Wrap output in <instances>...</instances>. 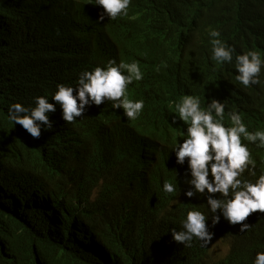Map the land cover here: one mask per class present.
<instances>
[{
  "label": "trees",
  "instance_id": "trees-1",
  "mask_svg": "<svg viewBox=\"0 0 264 264\" xmlns=\"http://www.w3.org/2000/svg\"><path fill=\"white\" fill-rule=\"evenodd\" d=\"M259 11L264 0H131L126 15L100 22L102 7L88 0H0V264H252L264 251L262 216L252 213L245 233L223 218L212 227L203 194L184 196V171L145 162L148 146L168 139L162 129L170 112L155 124L139 118L125 125L123 116L92 107L68 123L57 105L53 127L33 138L8 108L35 106L37 96L55 103L57 84L75 87L82 71L101 63L93 50L113 46L140 60L155 48L138 41H152L172 59L157 66L159 102L194 92L207 76L203 68H211L227 110L264 125V75L256 89L233 84L232 65L210 59L208 35L217 30L225 44L264 60V48L237 27ZM165 181L176 184L174 194L163 191ZM193 208L209 217L214 236L206 247L172 238ZM222 240L225 254L217 249Z\"/></svg>",
  "mask_w": 264,
  "mask_h": 264
},
{
  "label": "clouds",
  "instance_id": "clouds-1",
  "mask_svg": "<svg viewBox=\"0 0 264 264\" xmlns=\"http://www.w3.org/2000/svg\"><path fill=\"white\" fill-rule=\"evenodd\" d=\"M95 8L102 7L99 16L111 20L126 15L131 0H88ZM63 11V10H62ZM66 16L71 12L63 11ZM249 40L264 48V14L260 11L244 18L237 26ZM211 44L210 59L217 65H232L233 84L243 90L256 89L262 83L264 60L255 50L240 52L224 43L220 32L208 33ZM151 43L154 52L148 58L134 60L116 47L96 49L103 59L99 65L82 71L75 87L57 84L49 102L46 96L34 97V105L26 107L11 104L8 118L22 126L33 138L53 127L50 114L61 110L63 121L72 123L83 116L86 109L98 108L110 116H123L125 125L139 118L155 121L165 112L172 120L164 127L168 139L152 143L144 152L145 162L155 160L164 168L185 172L188 199L203 194L211 212V226L221 218L230 225H239L245 233L251 225L245 221L252 213L264 218V125L240 109L227 110V102L215 84L214 70L203 68L207 76L200 78L197 89L182 97L178 95L164 105L157 99V66L163 58L171 59L166 48L153 42L138 41L139 46ZM235 55V60H233ZM162 189L174 194L176 184L165 181ZM209 217L193 208L181 221L182 228L171 231L175 242L191 247L194 238L202 247L208 246L214 233L210 231ZM264 227V223L262 224ZM227 245L229 243L222 240ZM252 264H264V251L257 252Z\"/></svg>",
  "mask_w": 264,
  "mask_h": 264
},
{
  "label": "bare ground",
  "instance_id": "bare-ground-1",
  "mask_svg": "<svg viewBox=\"0 0 264 264\" xmlns=\"http://www.w3.org/2000/svg\"><path fill=\"white\" fill-rule=\"evenodd\" d=\"M46 1V0H45ZM50 1V0H49ZM60 4V3H59ZM74 9V8H73ZM64 10V9H63ZM62 11V10H61ZM135 12H137V11H135ZM82 15V14H81ZM143 16V15H142ZM69 17V16H68ZM79 17V16H78ZM88 18H90V17H88ZM96 18H98V17H96ZM145 18V17H144ZM139 19H142V18H139ZM145 19H147V18H145ZM105 23V22H104ZM82 24V23H81ZM98 25H100V24H98ZM153 25V24H152ZM85 27V26H84ZM97 27V26H96ZM99 28V27H98ZM160 29V28H159ZM165 29V28H164ZM92 30V29H91ZM185 30V29H184ZM96 31V30H95ZM141 31H142V29H141ZM166 31H168V30H166ZM99 32V31H98ZM170 32V31H169ZM175 32V31H174ZM186 33V32H185ZM169 37H170V34L168 35ZM173 36V35H172ZM186 36H188V35H186ZM165 37V36H164ZM167 37V36H166ZM139 37H137V39H138ZM176 38V37H175ZM170 39H172V38H170ZM119 40V39H118ZM160 40V39H159ZM179 40V39H178ZM179 41H181V40H179ZM113 42V41H112ZM152 42V41H151ZM155 42H157L156 40H155ZM160 42V41H159ZM158 42V43H159ZM154 43V42H153ZM92 45V44H91ZM166 47V46H165ZM170 49V48H169ZM199 52V51H198ZM201 52V51H200ZM206 53V52H205ZM101 56V55H100ZM198 56V55H197ZM197 58V57H196ZM198 59V58H197Z\"/></svg>",
  "mask_w": 264,
  "mask_h": 264
},
{
  "label": "rangeland",
  "instance_id": "rangeland-1",
  "mask_svg": "<svg viewBox=\"0 0 264 264\" xmlns=\"http://www.w3.org/2000/svg\"><path fill=\"white\" fill-rule=\"evenodd\" d=\"M218 250H221V251H226L227 250V245L226 243H220L217 247Z\"/></svg>",
  "mask_w": 264,
  "mask_h": 264
}]
</instances>
